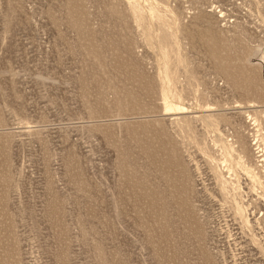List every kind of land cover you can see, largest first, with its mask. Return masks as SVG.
<instances>
[{
  "label": "rangeland",
  "instance_id": "obj_1",
  "mask_svg": "<svg viewBox=\"0 0 264 264\" xmlns=\"http://www.w3.org/2000/svg\"><path fill=\"white\" fill-rule=\"evenodd\" d=\"M263 148L264 0H0V264H264Z\"/></svg>",
  "mask_w": 264,
  "mask_h": 264
},
{
  "label": "bare ground",
  "instance_id": "obj_2",
  "mask_svg": "<svg viewBox=\"0 0 264 264\" xmlns=\"http://www.w3.org/2000/svg\"><path fill=\"white\" fill-rule=\"evenodd\" d=\"M131 9V8H130ZM132 11H133V14H134V16H135V19H136V21H141L142 20V18H141V16L140 15H138V11L137 10H135L134 8H132ZM136 16H137V18L139 19H137L136 18ZM179 27V26H178ZM147 37V36H146ZM170 38H171V42L170 43H172L173 45H175V41L173 40L174 39V37H175V35H174V37H173V35L172 36H169ZM173 40V41H172ZM161 41V40H160ZM165 43V42H164ZM160 44V43H159ZM178 44V43H177ZM151 45V44H150ZM166 46V45H165ZM176 48V47H175ZM161 55H162V58H163V60L165 61V63H164V65H165V68H164V71H163V73H164V76L165 77H168L169 78V81H173L174 80V78H172V76L170 75V72L168 71V69H167V63L169 62L168 61V59H169V55H168V53H167V51H166V49H163V48H161ZM170 60V59H169ZM178 60V59H177ZM186 64V63H185ZM162 72V71H161ZM173 73V72H172ZM162 79V78H161ZM174 82V81H173ZM162 96L163 97H165L166 96V94L165 93H162ZM180 98V97H179ZM163 143V142H162ZM241 143V142H240ZM243 144V143H242ZM227 146L226 147H229L228 146V144H226ZM223 146H224V144H223ZM169 147V146H168ZM227 149V148H226ZM236 149V148H235ZM234 149V150H235ZM258 149V148H257ZM238 150H240V152L243 154V152L245 151V147H244V144L243 145H239V148H238ZM228 152H229V150H228ZM227 152V153H228ZM259 152H264V148L263 149H261ZM229 154H230V152H229ZM240 154V153H239ZM240 156V155H239ZM242 157V156H241ZM240 157V158H241ZM244 157V156H243ZM258 157H260V156H258ZM227 160V159H226ZM243 166V169L245 170V171H247V169L248 168H246V166L245 165H242ZM246 168V169H245ZM251 171V170H250ZM251 178L254 180V181H256V183L258 184V187H259V185H260V187H261V190L263 191L262 193H264V184L263 183H261L260 182V179H259V177H257V176H255V175H251ZM194 186V185H193ZM260 190V191H261ZM242 210L240 209V207H238V205H237V213L238 214H241L242 212H241Z\"/></svg>",
  "mask_w": 264,
  "mask_h": 264
}]
</instances>
